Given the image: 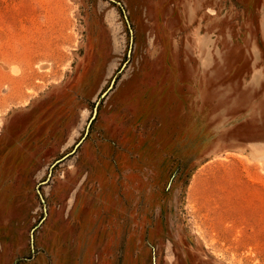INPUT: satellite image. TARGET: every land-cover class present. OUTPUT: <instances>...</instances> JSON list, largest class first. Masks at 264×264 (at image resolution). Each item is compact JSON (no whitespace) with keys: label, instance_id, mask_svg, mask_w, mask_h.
<instances>
[{"label":"rangeland","instance_id":"rangeland-1","mask_svg":"<svg viewBox=\"0 0 264 264\" xmlns=\"http://www.w3.org/2000/svg\"><path fill=\"white\" fill-rule=\"evenodd\" d=\"M0 264H264V0H0Z\"/></svg>","mask_w":264,"mask_h":264}]
</instances>
